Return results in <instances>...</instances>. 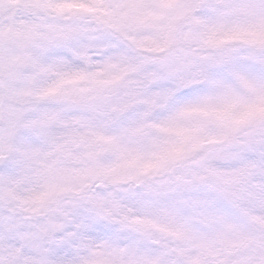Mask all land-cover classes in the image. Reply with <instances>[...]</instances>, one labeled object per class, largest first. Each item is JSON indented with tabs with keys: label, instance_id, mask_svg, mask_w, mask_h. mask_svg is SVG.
Returning a JSON list of instances; mask_svg holds the SVG:
<instances>
[{
	"label": "snow or ice",
	"instance_id": "snow-or-ice-1",
	"mask_svg": "<svg viewBox=\"0 0 264 264\" xmlns=\"http://www.w3.org/2000/svg\"><path fill=\"white\" fill-rule=\"evenodd\" d=\"M0 264H264V0H0Z\"/></svg>",
	"mask_w": 264,
	"mask_h": 264
}]
</instances>
